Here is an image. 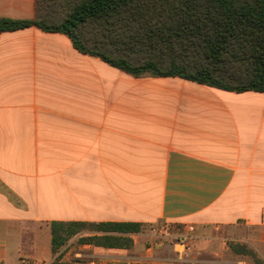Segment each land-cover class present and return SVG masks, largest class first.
<instances>
[{
  "label": "crops",
  "instance_id": "0c3cea01",
  "mask_svg": "<svg viewBox=\"0 0 264 264\" xmlns=\"http://www.w3.org/2000/svg\"><path fill=\"white\" fill-rule=\"evenodd\" d=\"M35 4L0 0V18H33ZM53 221L193 225L200 238L243 223L264 238V93L136 78L62 34L0 33V264L53 260ZM142 233L128 250L81 246L88 264H149Z\"/></svg>",
  "mask_w": 264,
  "mask_h": 264
},
{
  "label": "trees",
  "instance_id": "16d2710c",
  "mask_svg": "<svg viewBox=\"0 0 264 264\" xmlns=\"http://www.w3.org/2000/svg\"><path fill=\"white\" fill-rule=\"evenodd\" d=\"M35 27L133 77H179L237 93H264V0H36L29 19L0 18V33ZM140 223H51L50 264L80 245L128 250ZM255 264H263L252 252ZM78 264L80 261H77Z\"/></svg>",
  "mask_w": 264,
  "mask_h": 264
},
{
  "label": "rangeland",
  "instance_id": "374dc122",
  "mask_svg": "<svg viewBox=\"0 0 264 264\" xmlns=\"http://www.w3.org/2000/svg\"><path fill=\"white\" fill-rule=\"evenodd\" d=\"M162 228L166 230L167 234L161 235L154 232V229ZM183 233H185L184 230L172 228L166 223H160L156 227H148L139 237L142 241L143 250L140 253L137 252L136 255L138 253L139 255H149V257L154 258H151V260H156L149 264H164L162 260H166L165 264H182L178 260V254L173 248L170 236L175 234L174 241L177 242L176 238ZM168 234L170 236H167ZM193 234L194 232L191 235L192 241L184 254L183 264H194L195 261H202V264H216L217 261L230 262L237 260L244 261L246 264H255L254 258L249 254L250 252L254 253L264 264V238L256 228L239 223L234 227H211L203 238ZM79 237L80 235L71 239L62 249L63 262L78 264L77 261H83L88 264V261H90V256L94 251L83 248L78 243ZM167 244H171L173 249H166ZM149 249L150 251H148ZM177 249L182 251L179 246ZM45 256L46 258L49 256V248ZM155 256L160 257V259H156ZM53 260L39 262L38 264H50ZM30 263L35 264L32 261Z\"/></svg>",
  "mask_w": 264,
  "mask_h": 264
},
{
  "label": "built area",
  "instance_id": "2783aa9c",
  "mask_svg": "<svg viewBox=\"0 0 264 264\" xmlns=\"http://www.w3.org/2000/svg\"><path fill=\"white\" fill-rule=\"evenodd\" d=\"M195 231V228L193 225L188 226L183 234H181L178 238H176V245L182 248V251L178 250V260L183 264L184 263V254L186 253V250L188 249L191 241H192V233ZM155 233H159L161 235L167 234L165 229H154ZM20 264H31L28 260H21Z\"/></svg>",
  "mask_w": 264,
  "mask_h": 264
}]
</instances>
